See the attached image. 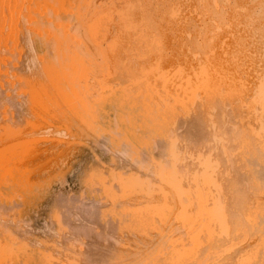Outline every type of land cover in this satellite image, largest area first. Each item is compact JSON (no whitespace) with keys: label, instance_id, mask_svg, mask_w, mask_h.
Returning a JSON list of instances; mask_svg holds the SVG:
<instances>
[{"label":"bare ground","instance_id":"obj_1","mask_svg":"<svg viewBox=\"0 0 264 264\" xmlns=\"http://www.w3.org/2000/svg\"><path fill=\"white\" fill-rule=\"evenodd\" d=\"M59 92L113 133L68 108L102 183L66 196L40 165L7 180L0 264H264V0H0V143L61 132ZM27 181L46 188L33 210Z\"/></svg>","mask_w":264,"mask_h":264},{"label":"rangeland","instance_id":"obj_2","mask_svg":"<svg viewBox=\"0 0 264 264\" xmlns=\"http://www.w3.org/2000/svg\"><path fill=\"white\" fill-rule=\"evenodd\" d=\"M60 94L63 95V97H62L64 99L63 100V104H61L60 106H58L56 108L52 107L50 112L51 113L59 112L63 116H65L68 121H66L65 124H61V122L57 123L55 121H51L50 123H52V125H51L52 129H56V130H59L61 132L50 133V134H36V135L28 136V134H22L21 129L20 130L19 129H12L11 127H7V132H9V133L3 139V141L0 143V201H1L2 204H5L7 202L6 196H9L7 194V192L4 193V190H3V185L5 183H7L6 181L7 180L8 181L13 180L14 181V185L17 183V186H19L20 184H22L21 182H24V181H22V179H23L22 177L25 176V177H28V179H29L28 181L30 182L31 181V179L29 178V176L31 175L30 173L39 174V173H35V170H34V169L37 170V168H39V167H40V169L37 170L36 172H41L44 169V171H45L44 175L42 174L44 171H42L40 173V176L42 175L41 178L44 177L43 181H45V182L49 181V179H47V178H50V176L48 174H52L53 175V173L55 171L56 172H63L61 174L59 173L61 175V179L60 178L58 179V176H60L59 174H58L56 179H53L55 177V175H53L54 177L52 176L53 178H52V181H51V183H52L51 189L54 190V191H57L56 193H62V194L65 193V194H67L66 196H68V194H69V196L72 195L70 193H74V194L78 195L79 191H80V194H83V193L86 192V190L89 191V187H91V185H95L96 187H98L102 183V178L99 176L100 175L99 174L100 170H98V169L96 170L95 167H93L91 165V163H89L88 167H86L84 170L82 169V168L85 167L88 159H93V155H90V156L88 155V158L86 157L84 160H80V158H79V160L77 159L78 158L77 157L78 153L76 154L75 143L79 144L80 145L79 147H81L82 144H80V143L83 142L84 138L72 137V134H69V130H70L69 127L72 128V125H75L76 123L72 119H70V116H69V113H68V108L71 107L72 105L76 106V104H79V105L83 106V108L81 110L82 114L84 116L83 120H86L87 118H89L90 121H86V122L82 123V126L89 127L98 136V138L102 136V137H104L106 139H112L111 137H113V133L110 130L109 131L105 130L103 132H98L97 125H98L99 121H98V118H97L96 114H94V111H93L94 107L93 106H88V103L86 102V100H85L86 98L84 96H79V97H77V99L74 102H72L70 100V98L67 97L65 94H63L62 92H59V95ZM45 98L47 99V101L49 103V106H52V100H51L52 96H51V94L49 92H46ZM35 102H37V106H38V98L35 99ZM49 113H47L46 115H48ZM76 122H78V121H76ZM25 127L39 128L40 126H38L33 120H28ZM118 127H117V129H118ZM123 127L125 128V126H123ZM67 130H68V132H67ZM71 132H72V130H71ZM72 140H74V141H72ZM72 142H74L73 143L74 145H72ZM69 144L71 146H75V152L72 150L74 147H72V149H70V150H72V151H69V152H71V154L68 151H64L65 147L67 146V148H68ZM39 147L41 149H45V148L48 147V149H49V151L51 153L48 154L49 153V151H48L46 154H48L47 156L49 158H54V159L52 160V159H49V158L48 159L45 158L46 159L45 162L42 163V162L38 161L36 163L35 160H36V158L38 159V157H35V159H33L34 158L33 156H34L35 152L40 150ZM77 149H78V147H77ZM61 151L64 152V153H62ZM60 152L62 153V155L60 154ZM87 153H89L88 150H87ZM75 154H76V156H75ZM89 154H91V153H89ZM38 155H39L40 159L43 156V158L40 161H44L45 160L44 157H47L46 155H41L40 156V153H38ZM54 155H56V156H54ZM57 156H58V158H56ZM73 156H75V157H73ZM31 158H32V160H31ZM59 159H61V160L57 161ZM29 160H31V161L29 162ZM47 160H49V161L51 160V161L49 162ZM62 160H63V162H62ZM94 161L99 163L100 167L103 170L110 171L107 163L101 162V161H98V160H94ZM56 162L58 164L61 163L62 167H60L61 164L58 165ZM46 163L48 164V166H46L47 165ZM53 163H54V165H56V167H52ZM63 163H65L66 165L63 166L64 165ZM43 164H46V165L43 166ZM31 165H33V167H31ZM38 165H40V166L37 167ZM49 165H51V166L49 167ZM57 165L60 168H58ZM41 166H43V168H41ZM74 166H75V168H77L78 166L81 167V169H80L81 172L80 171L78 172L76 169H74ZM29 168H31V169H29ZM27 169L29 170V172L31 170H34V172L31 171L29 173ZM73 169H74V173L78 172V174L76 173L75 176L77 175L79 177H74L73 176L74 175V173L72 172ZM82 170H83V172H82ZM18 174L20 175V177H19ZM24 174H27V175H24ZM54 174H56V173H54ZM17 175L19 177L20 183H19V181L17 182V180H18ZM21 175H22V177H21ZM46 175H48L47 178H46L47 181L45 179ZM36 176L38 177L39 175H36ZM25 180H27V179H25ZM39 180L42 181L41 179H39ZM28 181L25 182L26 186H28V188L25 191V193L22 190L23 187L19 188V190L21 189V191H18L17 187H15V189H13L14 191L17 190L16 191L17 193L14 195L15 199L18 198V194L20 195L22 193H24L27 196L28 195L29 196L30 195L33 196L32 195V191H34V189H36L34 187L37 184L35 185L34 183H32L33 185H31V183H28ZM113 181L116 183V188H118V189L123 188L124 186H126V183H127L126 177L124 175H120V174H116L115 177L113 178ZM34 182H35V180H34ZM25 183H23L24 184L23 186H25ZM41 184L42 183L40 182V185ZM37 186H39V185H37ZM45 186H46V184H45ZM47 186H49V185H47ZM78 186H79V188H78ZM84 187H85V189H83ZM31 188H32V191L30 190ZM41 188L42 187H40V189ZM38 193L35 194V196L37 195L35 198L33 196L34 199L30 197L32 199V200L29 199L30 203L28 202L29 200H25V202L27 201L29 203V204L25 203L26 205L27 204H28V206L32 205L31 206L32 210H33V207H34L33 205L34 204L39 205V203L43 201V197L46 195V188H43L40 191V193L39 194ZM65 194H64V196H65ZM20 196H22L23 199L26 197V196L24 197L23 195H20ZM20 196H19V198H21ZM27 198H29V197H27ZM17 200H20V199H17ZM21 200H22V198H21ZM22 201L24 202V200H22ZM22 204H24V203H22ZM22 204H20V205H22ZM24 207H26V206L24 205ZM112 216L115 217V214H112ZM116 216H117V214H116Z\"/></svg>","mask_w":264,"mask_h":264}]
</instances>
